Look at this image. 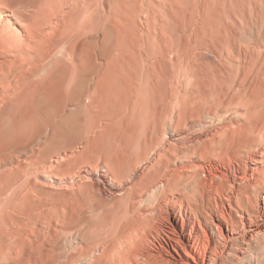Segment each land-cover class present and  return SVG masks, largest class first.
Returning a JSON list of instances; mask_svg holds the SVG:
<instances>
[{
    "label": "bare ground",
    "instance_id": "6f19581e",
    "mask_svg": "<svg viewBox=\"0 0 264 264\" xmlns=\"http://www.w3.org/2000/svg\"><path fill=\"white\" fill-rule=\"evenodd\" d=\"M87 13L84 0H67L62 7L57 0L29 1L18 9L0 0V264H264V62L223 79L214 66L208 73L214 101L204 120L243 110L245 124L227 121L208 134L195 132L204 121L192 123L194 110L180 111L175 122L172 113L155 108L114 111L113 141L120 134L115 127L122 125L142 126L145 139L113 180L94 174L103 198L122 194L124 201L112 240L98 257L87 245L66 254L62 242H48L43 250L30 248L14 258L10 224L36 200L37 184H23V178L29 169H40L42 128L51 130L56 151V117L74 102L83 113L97 111L87 127L86 135L94 134L87 147L98 150L104 136L98 121L104 62L93 67L98 75L85 98L78 95L83 89L70 85L63 102L54 96L63 83L59 50L67 47L72 58L75 27ZM98 58L105 59L102 46ZM168 130L167 142L158 138ZM143 166L146 171L137 173Z\"/></svg>",
    "mask_w": 264,
    "mask_h": 264
},
{
    "label": "rangeland",
    "instance_id": "374dc122",
    "mask_svg": "<svg viewBox=\"0 0 264 264\" xmlns=\"http://www.w3.org/2000/svg\"><path fill=\"white\" fill-rule=\"evenodd\" d=\"M7 1L18 9L22 3L39 0ZM84 1L88 13L79 17L75 27L79 38L72 58L67 47L59 50L63 83L54 96L63 102L70 85L83 89L78 95L85 98L98 75L93 67L104 62L105 100L98 111L104 136L98 150L87 147L94 135H86L87 127L97 111L83 113L74 102L56 117V151L51 130L42 128L40 169H29L23 178V184H37L38 194L22 218L10 224L14 258L30 248L32 253L43 250L48 242H62L66 254L87 245L98 257L102 245L112 240L122 224L124 201L122 194L112 200L103 198L95 188V175L104 172L113 180L116 173H123L145 139L142 126L117 124L122 126L115 127L120 134L113 141L109 133L115 125L110 118L114 111L155 108L172 113L175 122L180 111L194 110L192 123L204 121L195 132L208 134L227 121L245 124L243 110L231 111L228 119L204 120L214 101L208 73L214 66L223 79L242 74L249 64L264 62V0ZM57 2L62 7L67 0ZM100 46L104 61L98 58ZM229 131L232 135V128ZM169 135L168 130L158 138L167 142ZM146 169L143 166L137 173Z\"/></svg>",
    "mask_w": 264,
    "mask_h": 264
}]
</instances>
